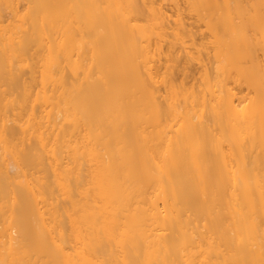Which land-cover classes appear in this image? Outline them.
Segmentation results:
<instances>
[{
	"label": "bare ground",
	"instance_id": "6f19581e",
	"mask_svg": "<svg viewBox=\"0 0 264 264\" xmlns=\"http://www.w3.org/2000/svg\"><path fill=\"white\" fill-rule=\"evenodd\" d=\"M257 49L264 0H0V264H264Z\"/></svg>",
	"mask_w": 264,
	"mask_h": 264
},
{
	"label": "rangeland",
	"instance_id": "374dc122",
	"mask_svg": "<svg viewBox=\"0 0 264 264\" xmlns=\"http://www.w3.org/2000/svg\"><path fill=\"white\" fill-rule=\"evenodd\" d=\"M161 4H164V3H161ZM186 21H187V23H191L192 24V26L190 28L193 29V31L197 32L198 35H199V33H205L204 28L200 27V24L198 22H196L195 19H192V18L189 19L188 18V19H186ZM204 42H207V40H204ZM167 47H168L167 42L166 41L163 42V44L161 46V50H162V54L160 56L161 61L157 65V68L161 69V72L163 71V67L165 66L166 60L168 58V56H167L168 55L167 54L168 53ZM263 55H264V53H263L262 50H259V49L256 50L255 56H256L257 63L264 67V56ZM246 94H248L249 96H253L252 91H249L247 89H244L240 93V96L246 95Z\"/></svg>",
	"mask_w": 264,
	"mask_h": 264
}]
</instances>
